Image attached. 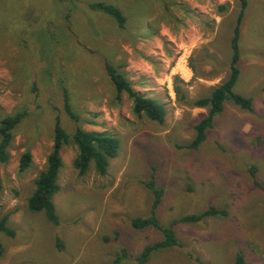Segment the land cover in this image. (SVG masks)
I'll list each match as a JSON object with an SVG mask.
<instances>
[{
  "label": "rangeland",
  "instance_id": "obj_1",
  "mask_svg": "<svg viewBox=\"0 0 264 264\" xmlns=\"http://www.w3.org/2000/svg\"><path fill=\"white\" fill-rule=\"evenodd\" d=\"M98 1L117 6L125 25L91 8ZM239 10L238 0H0V119L26 113L0 165V218L8 214L15 230L0 232V264H111L120 247L130 257L120 264H137L134 256L161 237L130 224L149 213L152 195L143 182L151 174L164 189L157 210L163 225L209 205L228 216L178 224L183 247L156 250L146 264H196L194 257L234 264L238 252L245 264H264V0H247L238 40L234 90L252 99V110L226 101L199 147H186L208 110L192 102L229 73ZM130 60L140 70L128 69ZM105 62L163 104V123L134 114L125 92L117 97ZM64 91L78 121L64 109ZM56 117L70 137L80 126L119 140L105 174L93 163L79 174L75 144L62 146L57 225L26 204L45 167ZM25 150L32 162L20 172ZM250 164L261 187L252 183Z\"/></svg>",
  "mask_w": 264,
  "mask_h": 264
},
{
  "label": "trees",
  "instance_id": "obj_2",
  "mask_svg": "<svg viewBox=\"0 0 264 264\" xmlns=\"http://www.w3.org/2000/svg\"><path fill=\"white\" fill-rule=\"evenodd\" d=\"M238 2L240 4V10L230 39L231 58L229 63V73L224 81L212 88L208 96L197 98L192 102L193 106L207 107L208 110L207 113L194 125L195 136L192 141L186 145V147L191 149H197L204 141L206 130L212 126L214 116L222 112L226 101H232L242 109L249 111L252 110V99L234 90V86L240 73L238 68L240 56L238 40L240 24L244 9L247 5V0H238ZM90 6L91 8L101 10L111 15L116 20L118 26L123 27L125 25L126 17L117 6L100 1L93 2ZM105 69L110 81L115 87L117 97L120 96L122 92H125L128 97L131 98V109L134 114L139 117L145 116L158 123L164 122L165 108L163 104L156 99L146 97L136 91L133 88L131 81L125 77L123 72L119 71L117 66L105 62ZM176 90L178 91V89ZM64 109L72 119L78 121L77 114L71 110L66 91H64ZM25 114V111L22 110L13 114L5 115L0 119V165L7 162L9 159L8 149L13 137L12 131ZM70 140L75 144L77 149V154L73 160V166L78 170L79 174H85L91 163H93L94 170L97 173L105 174L109 160L117 155L119 149L118 138L108 131H88L77 126L70 137L61 126L59 118L56 117L52 145L50 152L46 156L45 167L37 176L33 192L26 201L28 210L32 212L43 211L46 218L55 225L59 224V217L56 213L53 197L60 188L58 184L59 170L62 165L60 151L62 146ZM31 162V152L29 150L23 151L19 156L18 170L20 172L26 171ZM257 170L258 168L255 164H250L248 167V173L252 179V183L255 186L261 187L257 179ZM143 183L152 195L149 213L146 216L133 217L130 224L137 230L155 229L160 233L161 237L159 240L146 243L142 247L141 251L134 256V260L137 264H146L152 252L156 250L173 246H176V248L183 247V244L179 242L175 233V226L178 224L197 223L207 217L226 218L228 216L227 209L209 205L201 212L183 214L177 219L172 220L169 225H163L158 219L157 210L162 201L164 189L157 185L153 174H151L150 178ZM1 187L0 176V190ZM0 232H3L8 236L15 235V230L8 226V214H4L0 218ZM109 239V236L103 237L104 241H109ZM57 244L61 248L62 244L59 241ZM3 251L4 248L0 242V254H2ZM193 259L196 261V264H206L199 257H194ZM123 260H130V257L126 248L120 247L115 253L111 264H120ZM234 264H245V259L241 253H236Z\"/></svg>",
  "mask_w": 264,
  "mask_h": 264
},
{
  "label": "crops",
  "instance_id": "obj_3",
  "mask_svg": "<svg viewBox=\"0 0 264 264\" xmlns=\"http://www.w3.org/2000/svg\"><path fill=\"white\" fill-rule=\"evenodd\" d=\"M132 66H136V67H134V70H140V66L139 65H136V64H134V62H133V60H130V64H129V66H128V69L129 68H131ZM147 85V84H146ZM135 87V86H134ZM136 88V87H135ZM136 90L138 91V92H140L141 94H143V91L145 90L144 88H142V89H138V88H136ZM148 90H153L152 88H149ZM151 94V93H150ZM144 95V94H143ZM152 95V94H151ZM144 96H146V95H144ZM146 97H148V96H146ZM149 97H151V96H149Z\"/></svg>",
  "mask_w": 264,
  "mask_h": 264
}]
</instances>
